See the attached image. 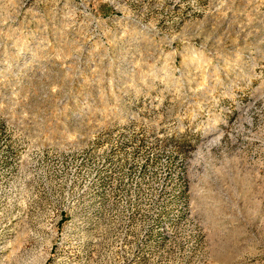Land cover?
I'll return each instance as SVG.
<instances>
[{"label": "rangeland", "instance_id": "1", "mask_svg": "<svg viewBox=\"0 0 264 264\" xmlns=\"http://www.w3.org/2000/svg\"><path fill=\"white\" fill-rule=\"evenodd\" d=\"M0 264H264V0H0Z\"/></svg>", "mask_w": 264, "mask_h": 264}]
</instances>
